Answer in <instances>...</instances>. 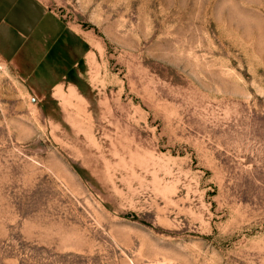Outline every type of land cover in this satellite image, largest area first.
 Returning <instances> with one entry per match:
<instances>
[{
    "label": "rangeland",
    "instance_id": "obj_1",
    "mask_svg": "<svg viewBox=\"0 0 264 264\" xmlns=\"http://www.w3.org/2000/svg\"><path fill=\"white\" fill-rule=\"evenodd\" d=\"M39 1L48 63L0 59V264H264V0Z\"/></svg>",
    "mask_w": 264,
    "mask_h": 264
},
{
    "label": "crops",
    "instance_id": "obj_2",
    "mask_svg": "<svg viewBox=\"0 0 264 264\" xmlns=\"http://www.w3.org/2000/svg\"><path fill=\"white\" fill-rule=\"evenodd\" d=\"M50 19L55 21L39 0H0V59L28 81L54 49V31L45 25Z\"/></svg>",
    "mask_w": 264,
    "mask_h": 264
}]
</instances>
